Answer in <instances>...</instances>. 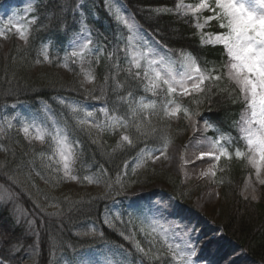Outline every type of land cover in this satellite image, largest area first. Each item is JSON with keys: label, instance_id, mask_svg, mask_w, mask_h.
<instances>
[{"label": "rangeland", "instance_id": "obj_1", "mask_svg": "<svg viewBox=\"0 0 264 264\" xmlns=\"http://www.w3.org/2000/svg\"><path fill=\"white\" fill-rule=\"evenodd\" d=\"M91 2L95 3L96 0H88V4ZM103 2L106 14L111 19V23H103V27L109 32V37L100 28H97V33L107 40L110 39V44L119 48L116 58L119 63L126 62L128 67H136L139 63L140 69H143L144 73L148 72L150 76L155 71H159L162 76L171 73L177 79H180L188 70L189 65L197 66L191 56L186 55L179 60L170 56L139 28L120 0H103ZM209 2L213 3L214 0H209ZM37 3L38 0H0V29H3L4 33L0 35L2 50L7 49L13 32H17L23 45L28 41L30 29L36 20L34 14ZM199 3L200 0H178L177 11L192 18L204 45L221 46L212 43L217 33L210 31L211 24L215 21L207 19L211 13L207 9H201L198 13L193 11ZM81 6L77 20L78 32H74L68 41L63 68L60 69L65 79L70 77V63L73 59L83 67L89 57H102L104 52L93 46L94 35L88 24L91 18L96 22L101 21L94 11L96 5H88V11L85 10L84 4ZM123 20H128L132 24L131 30L123 23ZM18 30L25 34L27 41L20 38ZM48 49L49 46L44 50L45 55L48 54ZM73 52L83 55L73 57ZM43 70L38 66L35 67L33 73L36 75ZM82 74L83 88L91 89L94 82V78L91 77L93 71L89 73L82 68ZM147 83L148 81L143 76L141 83L143 95L126 98L125 113L133 119L136 115L149 113L153 109L164 110L166 116L172 119L170 125L163 122L164 126L172 127L168 136L164 138L166 139V142L163 141L165 144L145 147L139 156L127 165L122 178L118 177L111 181L103 169L88 168L86 169L89 171L86 177L87 183H84V185L89 183V191L92 193L107 196L106 191L111 189L119 194L107 208L104 221L120 236L128 237L126 240L134 253L130 254L116 245L104 244L73 256L56 253L53 264H146L144 258L152 262L159 261L158 264H183L182 260L175 257L174 250L187 251L185 245L189 243L196 249V255L193 257L195 264L204 263L198 255L201 254L200 246L195 241V236L199 234L201 227L191 228L188 222L193 220L192 224H197L196 221L202 220L206 226L214 230L209 237L216 235L218 212L223 201L215 185V168L218 160L216 157L221 155L222 149L210 137L207 122L197 118L189 108L174 101V94H181L179 87L175 93L166 94L164 91L166 86L161 85L157 89V95L153 96L150 91L144 90ZM165 100L168 103H165ZM56 102L63 107L69 106L71 113L78 117V123L90 131L114 133L128 126L125 119L121 118L120 114L112 113L107 105L63 99H56ZM144 104H154V107L146 108L143 107ZM174 108H178L179 111L175 115L169 114ZM89 111L92 112V116L87 115ZM181 117L185 120L184 125L191 129L188 139L183 137L182 132L175 133V127ZM156 127L151 124V121L146 120L138 124L134 131L144 133V137L146 136L149 140L151 128L156 129ZM25 128L28 129L27 133L24 131ZM124 135L129 136L131 141L133 139V136L127 132L120 137L119 145H129L127 141L122 140ZM13 136H21L23 142H11L13 144L10 145L12 153L22 152L21 145L32 149L23 150L24 160L28 161L32 158L28 161L27 169L26 166L21 169H10L5 161L8 153L5 141ZM38 136H42L43 139ZM94 139L101 141L103 137L98 134L94 136ZM58 142H62L69 149L67 175H65L64 161L61 160L58 150ZM40 147L41 150H39ZM83 148V144L71 137L65 125L46 103H40L37 107L25 104L0 107V171H10L15 183L21 186L22 191L40 205L46 213L57 211L52 198L59 192H63L65 197L80 195L83 182L77 175L75 165L76 154L81 152L83 155ZM167 174L170 177H167ZM133 175L138 178L131 183ZM47 177L52 178L54 182H49V185L46 182ZM148 180L155 181L146 189L142 183ZM176 184L179 187L174 190ZM44 192L49 193L52 198L40 199V193ZM174 194L178 198L173 197ZM245 194L258 197L254 188L248 189ZM17 200V197H12L0 184V205L2 207L7 204L11 205L17 216L22 219L27 218ZM84 232L96 235L100 233V229L91 224L84 229ZM137 245L144 251L140 252ZM169 245H171V250ZM240 251L242 250L240 249L239 253ZM138 257L140 260H137ZM245 263L256 264L252 260H245ZM0 264L4 263L0 260Z\"/></svg>", "mask_w": 264, "mask_h": 264}, {"label": "trees", "instance_id": "obj_2", "mask_svg": "<svg viewBox=\"0 0 264 264\" xmlns=\"http://www.w3.org/2000/svg\"><path fill=\"white\" fill-rule=\"evenodd\" d=\"M122 1L140 26L173 55L188 52L196 58L202 70L211 71L213 75L223 73L221 81H208L207 86H212L206 96L202 94L198 98L196 107H193L192 99H189L188 104L212 125V137H222L224 140V153L216 171V181L223 201L218 212V224L253 260L264 264V185L256 180V171L246 158L247 145L239 131V122L248 109L242 93L234 82L226 78L227 69L224 65L230 58L222 47L203 46L200 43L192 19L176 11L177 0ZM78 3L79 0L43 1L38 7V21L31 30L28 43L23 45L16 36H12L7 49L0 48V106L19 102L35 105L40 100L54 105V98L60 95L89 101L100 100L113 106L120 97L119 93H127L132 87H140L137 71L121 70L119 73L111 61L105 58L83 65L84 69L93 71L94 82L91 89L83 88L82 70L79 71L78 68L72 71L68 79L63 77L60 72L63 45L70 34V29L65 31L63 27L74 30V15ZM98 10L104 13L100 8ZM213 29L215 32H222L218 23L213 25ZM49 41L50 62L46 63L43 44ZM38 66L44 70L34 75L33 70ZM119 84L121 89H118ZM163 122L169 123V120L160 118L151 121L156 128H161L149 140L144 137V133L134 131L133 125L128 130L133 136V145H119V135L111 138L102 136L101 141H96L94 136L97 134L76 127L75 138L84 147L83 155L80 152L76 156L77 175L83 182L81 192L80 195L69 197L59 192L53 198L49 193H40V199L54 200L57 208L55 213H46L26 195L21 186L15 183L10 171H0V184L12 197H17L18 204L27 215V218L22 219L11 205H0V257L8 264H53L56 253L74 255L103 242L130 248L116 232L103 224L105 207L118 193L109 189L106 196L89 191V184L84 185L87 183L86 169L100 167L111 181L122 178L125 164L136 156L139 149L146 142L158 140L161 134L168 132L170 127L164 126ZM181 127L182 124L177 131ZM16 141L23 142V139L13 136L5 141L8 146L5 161L10 169H21L24 166L27 169L28 161L32 158L24 160L23 150L32 149L21 145L22 152L12 153L10 145ZM236 149L244 153L245 158L236 157ZM166 176L170 177L169 174ZM137 178L133 176L130 182ZM154 181L148 180L142 184L149 187ZM46 182L50 185L54 180L47 177ZM178 187L176 184L174 190ZM251 188L256 189L258 194L255 199L251 194H245ZM91 223L102 228V236L83 235L84 229Z\"/></svg>", "mask_w": 264, "mask_h": 264}, {"label": "snow or ice", "instance_id": "obj_3", "mask_svg": "<svg viewBox=\"0 0 264 264\" xmlns=\"http://www.w3.org/2000/svg\"><path fill=\"white\" fill-rule=\"evenodd\" d=\"M201 9H207L211 13L207 19L218 21V26L223 30L215 34L212 43L221 45L227 57L230 58L224 65L227 69L226 78L234 82L242 93L243 101L248 109L239 122V131L243 134L247 145L246 158L256 171V180L264 185V0H214L213 3L209 0H200L193 11L198 13ZM123 23L131 30L132 24L128 20H123ZM3 34V29H0V35ZM19 35L21 39L27 41L23 32H19ZM77 55L83 54L72 53L73 57ZM136 67L140 68V64L137 63ZM222 78H224L223 73L213 75L211 71L189 65L180 79L171 73L162 76L161 72L155 71L150 76L148 72H145L144 79L148 83L144 86V90L150 91L155 96L157 89L164 85L166 94L175 93L179 87L182 95L204 94L206 96L212 85L204 86L205 81L216 83ZM165 103L168 101L165 100ZM143 107L152 108L154 104H144ZM178 111V108H174L169 114L175 115ZM105 114L107 115L106 110ZM87 115L92 116V112L89 111ZM24 131L27 133L28 129L25 128ZM38 138L43 139L42 136ZM122 140L132 143L127 135H124ZM58 143L60 157L64 161L65 175H67L69 149L62 142ZM235 156L245 158L244 153L239 149L235 150ZM253 199H255L254 196ZM127 238L125 236V239ZM185 247L187 251L174 250L175 257L182 260L183 264H195L193 260L196 255L195 247L190 243ZM137 248L140 252L144 251L139 245ZM169 249L171 250V245Z\"/></svg>", "mask_w": 264, "mask_h": 264}, {"label": "bare ground", "instance_id": "obj_4", "mask_svg": "<svg viewBox=\"0 0 264 264\" xmlns=\"http://www.w3.org/2000/svg\"><path fill=\"white\" fill-rule=\"evenodd\" d=\"M192 222L193 220L188 222L191 228L201 227L199 234L195 236V241L197 244L205 241L203 252L200 255L204 264H246L245 260L249 261L244 253H239V248L227 239L221 230H216L217 236L208 240L209 235L214 231L213 228L210 229L202 220L196 221L197 224H192Z\"/></svg>", "mask_w": 264, "mask_h": 264}]
</instances>
